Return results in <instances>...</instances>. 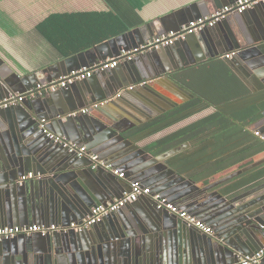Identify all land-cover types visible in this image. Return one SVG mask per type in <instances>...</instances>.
<instances>
[{
    "label": "water",
    "instance_id": "obj_1",
    "mask_svg": "<svg viewBox=\"0 0 264 264\" xmlns=\"http://www.w3.org/2000/svg\"><path fill=\"white\" fill-rule=\"evenodd\" d=\"M236 1L223 0L217 8L220 10ZM190 15L188 11L185 16L175 15L177 22L167 24L164 33L155 32L149 38L134 40L133 35L138 32L127 31L89 51L64 59L53 70L49 69L52 72L61 68L63 72L43 81L47 69L20 76L0 59V101L10 96L24 98L21 103L0 109V116L6 122H0V227L68 226L83 220L90 208L119 199L123 194L119 182H126L129 187L126 192H129L130 184L139 181L210 225L212 234L199 232L182 219L156 209L150 198L141 197L132 204L134 219L130 223L124 218L122 223L118 222L115 214H111L106 219L115 220L114 226L102 221L81 233L68 231L45 237L34 234L0 241V264H234L238 256L252 255L264 247V184L228 203L223 199L224 194L209 195L228 179L201 187L199 182L178 174L169 163L188 149L189 143L151 156L125 136L159 114L153 113L152 107L160 106L163 112L193 99L195 96L177 82L178 74L189 66L220 58L225 52H235L230 60H224L230 69L242 71L244 64L245 72L264 84V71H261L264 2L242 14L228 15L214 27L186 36L171 47L141 49L152 38L176 33L198 19H191ZM160 20L154 23L165 22ZM123 39L130 40V47L114 48ZM122 50L130 54L122 56ZM165 56L173 61L170 69L162 61ZM83 58L87 64L74 67ZM107 59L118 60V67L95 70L90 79L59 89L43 99L30 94L35 82L47 85L74 69L97 68ZM129 87L133 88L127 90ZM117 92L120 95L114 98ZM58 96L64 97L67 108L55 104ZM108 99L111 101L102 103ZM96 103L102 104L89 109L87 114L78 113L82 107ZM73 113L78 115L72 116ZM248 130L259 132L264 140V118L251 124ZM47 134L86 144L87 149H92L93 154L112 168L121 167L124 177L118 178L105 167L93 168L87 157L78 158L51 141ZM263 164L264 158L229 179ZM31 172L41 178L18 183ZM212 199L218 202L209 206ZM89 233L92 242H82ZM169 249L172 252L174 249L172 261L165 255ZM259 264H264V257Z\"/></svg>",
    "mask_w": 264,
    "mask_h": 264
},
{
    "label": "crops",
    "instance_id": "obj_2",
    "mask_svg": "<svg viewBox=\"0 0 264 264\" xmlns=\"http://www.w3.org/2000/svg\"><path fill=\"white\" fill-rule=\"evenodd\" d=\"M222 1L223 0H0V59L4 63H6L8 68L13 70L16 74L20 76L29 75L32 72L47 69L48 73L42 76V81H43L44 79H46V77H49L51 75H57V73L59 75L63 72V70L59 67H58L59 68L58 71L56 70L49 72V69L53 70L57 63L61 62L64 59H68L74 55L79 54L77 53L69 57L64 56V54L60 50L55 48L46 38V36L43 33H41L39 26L44 22H46V20L51 16L57 17L63 15H75V14H85V13H98V14L112 13L115 16H117L121 21H123V24L127 26V29L124 33H126L127 31L135 30L138 33H136V35H133L134 40H143L145 38H149V36L153 35V33L155 32L164 33L167 24H171L172 22H177V17L175 15L179 16L182 14L185 16L188 11V13L191 14L190 15L192 17L191 19L209 18L211 15L219 11L217 7L221 5ZM169 15L175 16L174 18H172L174 21H171L172 19L167 18ZM162 18L165 19V22L154 23V21H159L160 19H161L160 21H163ZM163 35L166 34H162L160 36ZM129 41L128 39L127 40L123 39L121 41H118L117 43L114 44V48L120 49L122 47L123 48L128 46L130 47ZM122 53H124L123 50L121 52V55ZM226 54H229V52H225L222 56ZM222 56L217 59L207 60L204 63L197 64L196 66H193L186 70H182V72H180L176 77L177 82L187 85L195 94L197 93L199 96L204 97L206 99H208L209 95H215L220 97V99L221 98L232 99L229 97H233L234 100V98H236L234 97L236 94H240L244 92L246 94H257L263 91L262 89H257L258 86H256V84H259V86L261 85L264 88L263 82L257 78H254L255 76L249 75L247 72H245V70L243 69L244 64L242 66V71L240 70L241 68L230 69L224 63L225 59H223ZM162 61L169 69L172 68L173 61L170 60V58L165 56L163 57ZM81 64H87V59L83 58L81 61H78L77 64L75 63L74 67H77ZM261 71H264V67L262 68ZM198 73L201 74V79L199 80L197 79V81L199 82L197 85V81L195 78H196V74ZM211 74H214L212 78H210ZM37 83L38 82H35L34 88H33V84L31 85L32 88H30L31 89L30 94H37L38 85L47 86L50 84L48 83L47 85H43ZM211 83L216 84V87L214 89L210 86ZM74 88H76L77 91L79 86L77 85ZM118 93L120 92H117L115 96ZM49 94L50 93L43 92L41 95L38 94L37 95L39 98L43 99L44 97H47ZM55 104L67 108L66 105L67 103L63 96L56 97ZM152 108H153V113L159 112V114L156 117L169 111L164 109L163 112H160L161 110H163V108H161L160 106H158L157 108L156 107L155 108L152 107ZM213 111L214 109L212 110L209 107L208 109L204 110L202 113L200 112L201 114L199 115L195 114L161 132H158L157 134H154L136 143L138 147L148 152L146 148L152 143L184 127H187L197 122L198 120H201L202 118L206 117ZM0 122L2 124L3 123L6 124V122L2 119L1 116H0ZM73 127L77 131V128L74 125ZM128 133L125 134L126 137L129 135ZM251 133L256 138L261 140V136H256L254 132ZM233 138L234 137L231 135H226V138L221 139L220 141H227L228 143L230 142L234 143ZM68 140L76 143L75 140L72 139H68ZM78 145L87 148L86 144L85 145L78 144ZM221 147L222 146H220V148ZM232 147H234L233 144L226 145L225 148L229 149L226 150V152H230L231 154L233 152L235 153L236 151H234ZM190 148L191 145L189 146L188 149ZM91 151L92 149L91 150L88 149L89 153H92ZM151 156H155V155H151ZM258 157L264 158V153L258 155ZM228 159L230 160L229 156L225 158L224 156H220L217 159V161L221 164L223 162L224 163L227 162L225 160ZM253 161L255 160H252V158H248L246 160H243L242 162L233 165L227 164L228 163L227 162L226 164L230 166H226L225 168H223L222 170L220 169L219 171L218 170L214 171V168L216 166L215 167L211 166V168L209 166L208 167L209 170L208 169H207L208 171L205 170L204 175L200 177V180L198 182L201 184L200 185L201 187H207L211 184L216 183L220 179H228V181H226L222 185H219L218 187L214 188L213 192L210 191L209 195H211V193L213 194L218 192L224 194L223 199L228 203H230L231 200L237 201L240 198H242L244 195L252 191L253 188H256L257 186L264 184V164L247 173L229 179L238 171L252 164ZM118 169L123 172V169L121 167ZM119 183L121 184L119 188L121 191H123V193L129 190L128 184L126 182L122 181ZM212 200L213 202H211L209 206L211 204L218 202L217 200L216 201L214 199ZM221 201L222 200H220L219 203ZM239 202H241V200ZM133 206L134 205L132 204L125 206L120 211L121 215L119 214V212L114 213L116 220L118 222H121L122 218H124L127 223L133 222L134 219ZM178 207L181 208L182 205ZM106 218L103 221L106 222L108 226L115 225V220H113L112 218L109 219ZM32 225H42V224H32ZM83 239L84 240L82 242L91 243L93 240L92 234L90 233L87 234L86 238L84 237ZM165 255L168 256L167 258L168 261H172L174 258V249L173 252L171 249L167 250L165 252Z\"/></svg>",
    "mask_w": 264,
    "mask_h": 264
},
{
    "label": "trees",
    "instance_id": "obj_3",
    "mask_svg": "<svg viewBox=\"0 0 264 264\" xmlns=\"http://www.w3.org/2000/svg\"><path fill=\"white\" fill-rule=\"evenodd\" d=\"M39 29L55 48L69 57L91 50L96 45L123 34L127 26L112 13H85L51 16L39 26ZM195 79L197 81V77ZM179 84L195 97L133 128L128 133L130 140L138 142L209 107H214L213 113L152 143L146 150L157 156L189 142L191 148L170 159L169 163L178 174L196 182L204 175L205 170H209V166L210 168L216 166L214 171H219L248 158L255 161L262 159L258 155L264 153V141L252 135L248 127L263 115L264 90L257 94L245 92L236 94L234 100L233 97L221 100L215 95H209L206 99L195 94L187 85ZM226 135L233 136L234 143L220 141L226 138ZM228 144L234 145L232 149L236 154L226 152L229 150L225 148ZM220 156L224 158L229 156L230 160H225L228 163L220 164L217 161Z\"/></svg>",
    "mask_w": 264,
    "mask_h": 264
},
{
    "label": "built area",
    "instance_id": "obj_4",
    "mask_svg": "<svg viewBox=\"0 0 264 264\" xmlns=\"http://www.w3.org/2000/svg\"><path fill=\"white\" fill-rule=\"evenodd\" d=\"M260 2H264V0H237L231 5H227L217 11L215 14L211 15L209 18H200L195 21L189 22L186 26H183L176 33H168L166 35L160 36L158 38L153 39L146 46H142L141 49L147 47L148 50H158L161 48H168L173 46L176 42L182 41L186 36L197 34L203 31L206 28L213 27L216 23L222 21L226 16L232 14H242L245 11L251 9L252 7L258 5ZM135 49L133 52H136ZM130 52L122 53V56H127ZM235 55V52L226 54L223 59L228 60L231 59ZM131 59V57H128ZM119 64L118 60H107L104 63L100 64L97 68H87L81 67L79 69L72 70L68 75L61 78L59 81H53L47 86H37V94L41 95L43 92L46 93H55L59 89H65L70 85L75 84L76 82L83 81L86 79H90L95 70L104 71L109 69H115ZM142 85V84H141ZM133 87H129L128 90H131ZM120 93H118L114 98H118ZM33 96V95H32ZM17 99H14V96H10V98L4 99L0 101V109H5L10 105H16L17 103H21L23 101L22 96H16ZM111 99H108L103 104L110 102ZM102 103H96L88 108L81 109L78 113L87 114L89 109L97 108ZM78 113H73L72 116L78 115ZM254 134L256 136H260L259 132L255 131ZM47 137L53 141L54 143L60 145L62 148L67 149L70 153H74L78 158L87 157L92 163L93 168L97 167H105L110 170L113 175H116L118 178H123L124 173L117 168H112L110 165L106 164L102 160L99 159L98 155L92 154L88 152V149L84 146H80L70 140H67L63 137H58L53 134H47ZM41 178L40 175H34L33 173H28L27 175L21 177L19 179V184L35 179ZM141 197L150 198L154 204L156 209L164 210L171 215H174L180 219H182L188 226H191L198 230L199 232L211 235L213 229L211 226L199 220L195 216L189 214L186 210L181 209L180 207L174 205L167 198L162 197L159 194L153 193L152 190L141 184L139 181H134L130 184V191L124 192L119 199H115L111 203H107L106 205H98L90 208L88 214L85 216L83 220L80 222H72L68 226H60V225H25V226H13V227H2L0 228V241L11 240L16 238L17 236H32L34 234H38L42 237L51 236L55 233H66L68 231H73L75 233H81L86 230H89L93 226L101 223L106 217L111 214L118 212L123 209L125 206L129 204L136 203ZM264 257V247L259 251L252 255H244L238 256L237 262L234 264H259L261 259Z\"/></svg>",
    "mask_w": 264,
    "mask_h": 264
},
{
    "label": "flooded vegetation",
    "instance_id": "obj_5",
    "mask_svg": "<svg viewBox=\"0 0 264 264\" xmlns=\"http://www.w3.org/2000/svg\"><path fill=\"white\" fill-rule=\"evenodd\" d=\"M191 67H193V66H189L188 68H191ZM186 69H187V68H186ZM184 70H185V69H184ZM256 86H258L257 89H262V90H264V88H263L261 85L259 86V84H256ZM214 111H215V109H214ZM214 111H213V112H214ZM213 112H212V113H213ZM210 114H211V113H210ZM263 114H264V112H263ZM263 118H264V116L262 115V117H261L260 119H258V121H260V120L263 119ZM256 122H257V121H256ZM262 141H264V140H262ZM187 150H189V149H187ZM187 150H185V151H187ZM185 151H184V152H185ZM259 160H260V159H259Z\"/></svg>",
    "mask_w": 264,
    "mask_h": 264
},
{
    "label": "rangeland",
    "instance_id": "obj_6",
    "mask_svg": "<svg viewBox=\"0 0 264 264\" xmlns=\"http://www.w3.org/2000/svg\"><path fill=\"white\" fill-rule=\"evenodd\" d=\"M215 74V73H214ZM214 74H211V77L210 78H212V76L214 75ZM196 77H197V79L199 80V79H201V74H196ZM198 81H197V85H198ZM213 89L216 87V84L215 83H211V85H210ZM200 89V88H199Z\"/></svg>",
    "mask_w": 264,
    "mask_h": 264
}]
</instances>
